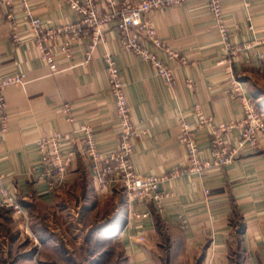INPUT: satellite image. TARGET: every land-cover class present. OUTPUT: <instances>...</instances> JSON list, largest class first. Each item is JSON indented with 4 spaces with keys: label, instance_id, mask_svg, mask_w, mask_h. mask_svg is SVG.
<instances>
[{
    "label": "crops",
    "instance_id": "crops-1",
    "mask_svg": "<svg viewBox=\"0 0 264 264\" xmlns=\"http://www.w3.org/2000/svg\"><path fill=\"white\" fill-rule=\"evenodd\" d=\"M30 4L48 27L80 20L62 0H30ZM222 4L227 42L208 0H187L151 14L158 37L178 54L171 59L148 44L174 71L172 86L148 62L123 49L114 22L92 60L84 63L91 42L87 37L73 46L70 59H60L59 71L53 72L41 58L29 28L22 30L20 44L11 39L6 12L12 9L22 19V7L14 4L0 10V76L26 75L25 85L5 92L9 127L0 138V186L14 195L23 212L0 207V232L7 240L10 233L33 234L39 245L37 254L35 244L26 246V255L17 264H68L67 256L61 263L52 260L53 252H64L58 244L66 225L75 218L97 216L96 210L109 200L116 205L114 220L94 233L109 241L118 236L126 264H159L160 249L168 253L167 264H264V145L200 177L187 171L190 162L181 142L180 124L196 125V105L215 123L242 120L240 103L228 94L233 79L242 82L264 109V0H222ZM106 53L113 56L126 82L132 119L142 132L135 143L134 167L140 174L165 178L163 209L136 203L120 186L101 191L82 153L83 125L93 129L103 153L114 150L120 138L103 61ZM66 103L71 105L74 121L62 110ZM56 131L68 136L76 158L65 185L52 192L44 177L38 141ZM238 136L237 130L227 136L230 145ZM197 140L210 159V130H200ZM135 212L149 216L138 220Z\"/></svg>",
    "mask_w": 264,
    "mask_h": 264
},
{
    "label": "built area",
    "instance_id": "built-area-1",
    "mask_svg": "<svg viewBox=\"0 0 264 264\" xmlns=\"http://www.w3.org/2000/svg\"><path fill=\"white\" fill-rule=\"evenodd\" d=\"M79 16L77 23L64 26L48 27L32 10L30 0H0V10L18 4L24 10V17L19 19L12 9L6 12L11 39L20 44L22 30L29 28L34 36L41 58L53 72L59 71V61L70 59L73 46L84 38H90L84 63L93 58L98 43L103 39L104 32L114 22L119 33L120 44L124 50L141 57L148 62L156 73L168 84H175V75L158 52L152 51L148 44L157 50H164L168 57L177 58L178 54L165 47L158 37L157 29L150 16L152 13L166 8L182 5L187 0H62ZM218 31L224 41H228V27L224 17L222 0H208ZM264 58V55H261ZM108 72L111 93L115 99L116 112L120 122V138L114 150L103 153L93 129L83 125L84 133L82 153L90 163L94 180L101 191H108L120 186L130 192L133 201L140 204L153 203L163 209L166 194L161 190L164 177L143 175L136 171L132 157L135 143L142 137V132L132 119V109L127 96L126 82L119 67L109 53L103 57ZM26 84L24 73H10L0 76V138L8 130L9 116L7 112L6 90L11 86ZM191 86V81L187 82ZM231 99L238 101L243 110V118L239 122L215 123L207 116L200 105H196L194 114L196 125L185 121L180 124L181 142L183 143L190 167L187 171L203 177L212 170H221L231 165L243 152L256 150L264 145V109H261L249 96L246 87L237 79L231 81L228 89ZM69 121H74L71 105L66 103L62 108ZM208 128L210 130L211 158L204 156L197 133ZM234 130L239 132L237 142L233 145L227 140ZM67 135L56 131L38 141L41 164L48 188L52 192L60 190L66 183L69 168L76 158V150L69 143ZM1 180V177H0ZM0 207H7L16 213L23 209L14 195L4 186H0ZM149 216L148 212H135L138 220Z\"/></svg>",
    "mask_w": 264,
    "mask_h": 264
},
{
    "label": "rangeland",
    "instance_id": "rangeland-1",
    "mask_svg": "<svg viewBox=\"0 0 264 264\" xmlns=\"http://www.w3.org/2000/svg\"><path fill=\"white\" fill-rule=\"evenodd\" d=\"M115 206L112 200H109L99 206L96 210L97 216L70 220L66 225L64 238L59 237L58 246L64 252H53V262L61 263V260L66 259L67 256L69 259L68 264H126L123 246L117 241L118 236H113L114 240L109 241L106 236L104 238L103 234L98 236L94 233V231L114 220ZM20 233L22 235L19 237ZM30 235L28 236V234L23 232L10 233L7 240L2 238L3 236L0 232V264H17L18 260L26 255L24 248L33 244H35L33 251L37 254L39 245L36 243V236ZM13 239L16 240L15 246L11 244ZM158 254L161 255V260L158 261L159 264H167L165 262L168 257L166 250L160 249ZM41 256L44 259L45 255L41 253ZM38 259L41 260V258Z\"/></svg>",
    "mask_w": 264,
    "mask_h": 264
}]
</instances>
